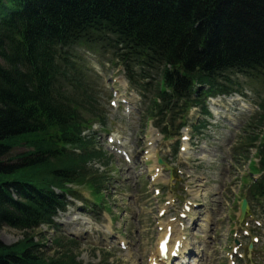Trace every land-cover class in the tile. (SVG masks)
<instances>
[{"label": "trees", "instance_id": "16d2710c", "mask_svg": "<svg viewBox=\"0 0 264 264\" xmlns=\"http://www.w3.org/2000/svg\"><path fill=\"white\" fill-rule=\"evenodd\" d=\"M0 12V228L52 226L66 194L78 197L74 186L103 197L108 177L93 163L108 159L82 133L105 114L75 47L122 64L165 135L200 94L234 89L231 74L264 90V0H0ZM259 109L255 127H264V94ZM245 140L263 172L251 194L264 199V131ZM53 243L50 256L29 235L0 242V264H84L73 239Z\"/></svg>", "mask_w": 264, "mask_h": 264}, {"label": "rangeland", "instance_id": "374dc122", "mask_svg": "<svg viewBox=\"0 0 264 264\" xmlns=\"http://www.w3.org/2000/svg\"><path fill=\"white\" fill-rule=\"evenodd\" d=\"M76 53L85 57L84 64L86 62L91 70L87 71L88 81L99 93L100 108L105 114L107 132L98 124L93 127L94 134L92 131L85 132V135L94 136L95 147L101 148L108 159L106 166H102L100 161L93 163L108 176L104 191L105 207L95 206L91 194L85 188H77L81 189L86 199L67 196L66 210L58 212L54 226L41 225L25 232L3 226L0 228V242L10 245L29 235L34 241L42 243L40 251L51 256L55 252L53 238L61 235L58 237L67 241L75 239L76 243L69 247L83 263L148 264L147 260L161 237L162 231L158 227L166 223L164 219H160L162 225L157 222L159 206L162 207L164 201L176 200L168 207V216L171 217L181 210L182 202L195 201L199 206L188 215L184 222L186 229L182 232L188 240L187 248L194 253L185 257L184 261L186 264H227L223 251L232 242L231 230L240 225L234 221L239 214L237 202L243 196L248 198L243 177H247V182L258 177L249 174L248 169L250 161L256 160L255 149L251 147L246 151V137L244 140L241 137L245 134L242 132L245 127H242L254 109L250 101L255 102L259 97V81L232 76V79L238 78L242 82L248 97L219 95L217 98L220 101L213 109L216 113L218 111L217 115L205 117L199 114L198 108L192 109L189 124L181 130L182 134L191 135L190 141H186L188 148L185 151L178 148V152L174 153V139L163 138L152 122L143 116V101L136 91L130 90L123 68L101 52L80 48ZM112 90L119 95L127 93L133 104H121L120 96L113 95ZM110 100H115L117 104L111 106ZM243 104L249 110L243 109ZM191 123L201 124L202 130L192 132ZM250 129L256 133L264 131V127L258 126H251ZM108 134L121 137L122 144L131 154V165H125L120 157L110 153ZM184 143L179 142L180 145ZM26 150L24 146L15 147L9 156L21 155ZM154 150L172 167L171 178L169 170H161L157 178L150 179L156 166L155 159L151 158ZM239 150L245 155H238ZM246 155L248 158L245 160L243 157ZM156 188L160 190L159 196L154 193ZM248 204V211H254V218L264 217V209L261 208L264 203L248 201ZM205 213L210 214L211 223L205 222ZM112 233L122 235L128 244L126 250L107 248L104 240ZM254 247L264 254V235L260 236L258 247ZM262 258L264 256L258 261L263 262Z\"/></svg>", "mask_w": 264, "mask_h": 264}, {"label": "bare ground", "instance_id": "6f19581e", "mask_svg": "<svg viewBox=\"0 0 264 264\" xmlns=\"http://www.w3.org/2000/svg\"><path fill=\"white\" fill-rule=\"evenodd\" d=\"M214 101H217V100H214ZM164 235H165V233L162 234L161 238H163ZM161 238H160V239H161ZM171 239H172V238L170 237V239H169V243H168V246H170ZM174 239H175V238H174ZM173 244H174V241H173L172 244H171V248L173 247ZM184 245H185V241L183 242L182 248L184 247ZM158 258H160V252H159V250H158V244H157V248H156V251H155V254H154V260L157 261Z\"/></svg>", "mask_w": 264, "mask_h": 264}, {"label": "water", "instance_id": "95a60500", "mask_svg": "<svg viewBox=\"0 0 264 264\" xmlns=\"http://www.w3.org/2000/svg\"><path fill=\"white\" fill-rule=\"evenodd\" d=\"M245 207H246V203H245V200L242 201V211L245 210Z\"/></svg>", "mask_w": 264, "mask_h": 264}]
</instances>
